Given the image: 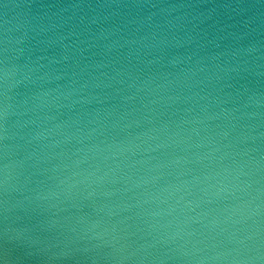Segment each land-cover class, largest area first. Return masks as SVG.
Returning a JSON list of instances; mask_svg holds the SVG:
<instances>
[{"label": "clouds", "instance_id": "obj_1", "mask_svg": "<svg viewBox=\"0 0 264 264\" xmlns=\"http://www.w3.org/2000/svg\"><path fill=\"white\" fill-rule=\"evenodd\" d=\"M0 264H264V0H0Z\"/></svg>", "mask_w": 264, "mask_h": 264}, {"label": "water", "instance_id": "obj_2", "mask_svg": "<svg viewBox=\"0 0 264 264\" xmlns=\"http://www.w3.org/2000/svg\"><path fill=\"white\" fill-rule=\"evenodd\" d=\"M0 254H2V245H0ZM12 255L14 257L13 264H41L37 259L28 258L23 250H15Z\"/></svg>", "mask_w": 264, "mask_h": 264}]
</instances>
